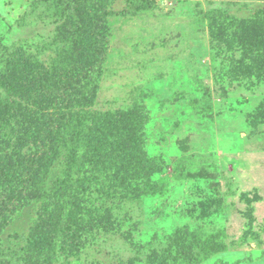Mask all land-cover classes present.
Segmentation results:
<instances>
[{
  "label": "rangeland",
  "instance_id": "obj_1",
  "mask_svg": "<svg viewBox=\"0 0 264 264\" xmlns=\"http://www.w3.org/2000/svg\"><path fill=\"white\" fill-rule=\"evenodd\" d=\"M3 78L0 156H41L9 207L22 184L0 180V264H31L28 235L65 221L69 242L43 243L50 264H264V0H0ZM69 85L73 109L57 98ZM128 131L137 163L114 167ZM87 149L106 168L72 161Z\"/></svg>",
  "mask_w": 264,
  "mask_h": 264
},
{
  "label": "trees",
  "instance_id": "obj_2",
  "mask_svg": "<svg viewBox=\"0 0 264 264\" xmlns=\"http://www.w3.org/2000/svg\"><path fill=\"white\" fill-rule=\"evenodd\" d=\"M103 25V24H102ZM102 25L99 26L100 29H103ZM94 32H91L89 34L90 37L94 36ZM100 35V32L98 33V35H96V39L97 37L99 38L100 41H102L101 39V36ZM78 44V43H77ZM76 44V45H77ZM99 46L101 47V44H99ZM89 47V46H88ZM82 53L80 52L79 55H81ZM81 61V60H80ZM5 62H7L6 64H13L12 66L13 67H16L17 69H21V63L23 62L20 57L18 55H15L14 58H8L5 60ZM80 62H77L73 65H70L69 66V71L72 72V70H70L71 67H73L74 69L76 67H78ZM61 74V73H60ZM44 75V73L40 72L39 69L35 68L33 66V68L31 69V72H30V77H31V83L34 84V86H37L40 84V79H41V76ZM11 76H13V74H11ZM61 77V75H59ZM70 77L69 75H65V79L60 83V84H64V83H69L70 85H72V81L74 80V78H68ZM55 79H58V77L56 76ZM11 80V78H3L2 79V83H1V86L0 87H3V88H11V84L9 83ZM68 80H71L68 82ZM66 84H64V87L66 86ZM68 86V88H61L60 89V93H58L57 95V98L60 99L59 100V103L61 104H64V102L66 103V105H64L66 108L68 109H73L71 108L73 104V101L74 98L70 95H73V92H74V89H71V93H68V89H70L71 86ZM20 87V86H19ZM11 91V90H10ZM64 91H67L66 94L64 93ZM12 93H14L13 95L15 96H23V94L25 93L24 90H22V87H20L19 89L16 88L15 91H13ZM53 93V90L52 92H50V94ZM72 97V99H71ZM7 99H4V101L0 102V128H3L6 129L5 127L7 126V129H10V126H9V117L11 116L10 114V105H9V101H6ZM12 103V102H11ZM63 114V113H62ZM62 114H58V116L62 115ZM64 116H66V120L69 122L71 121L73 115L71 114L70 111L68 112H65L63 114ZM62 115V117H63ZM55 114L52 115V120L55 119ZM58 118V117H57ZM80 118H77L76 121H78ZM82 120V119H81ZM51 122V120H50ZM82 123V121H81ZM95 124V123H94ZM52 126V128H51ZM58 127H54L53 128V124L51 125L50 123L48 124V127H46L44 130H43V133L41 132V134H44L46 135V140L43 139V142L45 143L44 146H46V153L48 154L49 152H52L53 149H54V146H53V141H51V136L54 134V133H57L58 132ZM57 131V132H55ZM126 140L127 142L130 144V145H127L126 146V150L128 149V151L126 152V155L125 154H119L117 153L118 152V147H117V150H115L116 152L113 154L112 156V161L111 162V165L116 167L118 164H124V166L130 168V167H133L135 165V163H137V159H136V155H137V145H136V140H135V135L134 133H132V131H128L126 132ZM21 137L18 138V141H21ZM75 145H77V143H75ZM43 146V147H44ZM116 146L115 145V149H116ZM132 147L135 148V150H132ZM100 150V148H99ZM31 156L33 157V161H30V165H27V164H22V162L20 163H16L15 164H11L10 165V161L6 160V158L3 156H0V180L5 178V179H8V180H14L15 183L17 184L18 181L20 182V184H22V186L18 189V188H13L11 191H8L7 192V197L6 200H4V205H6V207L10 206L11 204L13 205V202L12 199H19L21 198L23 195L27 194V193H33V191L36 189V175L38 173V168L37 166L35 165L38 161V157L41 156V153L39 150H35V152H33L31 154ZM107 154L104 152L102 153H99V154H96V151H90V150H86L84 152V155L80 156V157H73L72 161H75L77 163H79L80 167L81 166H85L86 164H91V167H93V169L95 170H100L101 168H106V163L108 161V158H107ZM50 157V155H49ZM12 161V160H11ZM33 162V163H31ZM79 165H77L79 167ZM29 169V171H27L26 169ZM102 170V169H101ZM126 175L125 177H123L121 179V182H126ZM5 181V180H4ZM13 181V182H14ZM61 182H66L65 180L61 181ZM1 183V182H0ZM60 184H63V183H60ZM82 183L80 182V185ZM10 204V205H9ZM3 212L6 211V209H3L2 210ZM56 219V216L53 217L52 220L55 221ZM60 220V219H59ZM57 220L56 222L59 223L60 221ZM56 222L53 224V225H56ZM69 223H71L69 225ZM74 223V221H73ZM72 222H68V221H65L62 225H61V231H55V229H53L52 231H48L47 233H43L42 231H37L34 230L31 234L28 235V237L26 238V242L27 244H29L36 253L38 254H35L33 251H32V259H30L29 263L31 264H50V262L45 259L43 256L42 258L40 257V253L42 251H45L46 248H44L45 246L48 248V245H51L54 241L56 242H60V243H68L69 241V236L71 233H74L73 231L69 230L71 228V225L73 224ZM74 225V224H73ZM77 227H78V224H76ZM59 226V225H58ZM45 232V231H44ZM49 240V243L48 245H43V243L45 241H48ZM48 251H46L45 253H47Z\"/></svg>",
  "mask_w": 264,
  "mask_h": 264
}]
</instances>
